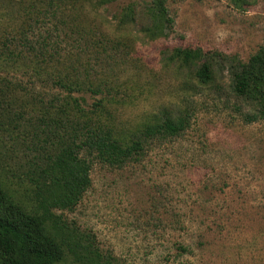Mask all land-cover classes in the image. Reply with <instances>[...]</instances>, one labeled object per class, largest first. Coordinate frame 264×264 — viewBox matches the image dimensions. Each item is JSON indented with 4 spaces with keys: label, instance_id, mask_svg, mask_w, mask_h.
Segmentation results:
<instances>
[{
    "label": "trees",
    "instance_id": "1",
    "mask_svg": "<svg viewBox=\"0 0 264 264\" xmlns=\"http://www.w3.org/2000/svg\"><path fill=\"white\" fill-rule=\"evenodd\" d=\"M112 1L19 0L4 9L0 0V23L10 27L0 28V264H121L66 213L90 187L93 163L141 162L190 125L189 106L162 109L143 125L123 118L117 94L144 85L150 68L135 44L163 37L173 21L167 0L130 1L109 21L102 8ZM229 2L242 9L251 0ZM136 5L146 20L139 32ZM161 54L163 72L172 66L197 85L214 81L212 52L175 46ZM231 89L252 104L247 121L264 122V42L238 62Z\"/></svg>",
    "mask_w": 264,
    "mask_h": 264
},
{
    "label": "rangeland",
    "instance_id": "2",
    "mask_svg": "<svg viewBox=\"0 0 264 264\" xmlns=\"http://www.w3.org/2000/svg\"><path fill=\"white\" fill-rule=\"evenodd\" d=\"M18 1L4 9L9 2L19 8ZM130 1L137 2L114 0L102 11L111 21ZM136 8L139 32L146 20ZM167 9L173 22L165 35L135 44L150 67L144 85L117 97L134 125L187 106L190 125L146 150L141 162L93 163L90 187L66 214L121 264H264V122L247 121L253 106L231 89L238 62L264 42V0L242 9L229 0H167ZM175 46L212 52V84L197 85L189 71L172 66L163 72L158 51L163 57Z\"/></svg>",
    "mask_w": 264,
    "mask_h": 264
}]
</instances>
